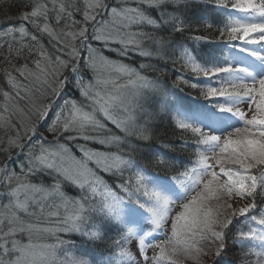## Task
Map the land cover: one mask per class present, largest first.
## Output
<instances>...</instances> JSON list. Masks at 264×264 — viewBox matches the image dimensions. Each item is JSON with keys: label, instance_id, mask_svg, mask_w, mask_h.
Here are the masks:
<instances>
[{"label": "snow or ice", "instance_id": "6c2138e0", "mask_svg": "<svg viewBox=\"0 0 264 264\" xmlns=\"http://www.w3.org/2000/svg\"><path fill=\"white\" fill-rule=\"evenodd\" d=\"M17 19L0 264H264V0H27ZM157 121L176 142L153 146Z\"/></svg>", "mask_w": 264, "mask_h": 264}, {"label": "trees", "instance_id": "16d2710c", "mask_svg": "<svg viewBox=\"0 0 264 264\" xmlns=\"http://www.w3.org/2000/svg\"><path fill=\"white\" fill-rule=\"evenodd\" d=\"M26 3H27V0H0V29H4L11 24L19 23L17 17L19 15V13L22 10H24V5ZM6 56H7V49L6 48L0 49V88H5V90H7V86L5 83L3 69L4 68H11V65L5 62L4 57H6ZM21 62H23V61H21ZM15 63H16V61L12 60V64H15ZM149 74L153 75V76L160 75L161 79H165V77H163V75H161L159 73H149ZM174 78H175L174 76H169L167 78L166 82L169 86H171L172 80ZM30 86L32 87L31 88L32 89V100H34V102H37V105H39L41 103H45L48 100L47 98L49 97V94L47 95V97L42 95V93L44 91L42 88L35 86V83L30 84ZM37 89H39V90H37ZM188 91H190V90L185 88V93H187ZM72 94L78 95L75 92H72ZM44 100H46V101H44ZM25 102H28V101L26 100ZM154 126L157 130V136L152 141L153 146L158 147L159 142L161 140L176 142V137L179 135V133H176L174 135L172 132V129L167 126L166 121H163V122L157 121ZM2 140H3V131H2V128H0V142H2ZM172 154L178 156L181 159L187 158L186 153L175 152ZM8 155H9V152L5 153V152L0 151V164L10 162V160L8 159L10 156H8ZM11 160H12V157H11ZM9 165H10V163H9ZM224 259L228 260V261H234L235 264H240L239 258L237 256L236 252H234V251L229 252L224 257Z\"/></svg>", "mask_w": 264, "mask_h": 264}, {"label": "rangeland", "instance_id": "374dc122", "mask_svg": "<svg viewBox=\"0 0 264 264\" xmlns=\"http://www.w3.org/2000/svg\"><path fill=\"white\" fill-rule=\"evenodd\" d=\"M49 50L51 51V49H49ZM26 83H29V82H26ZM32 83H34V82H32ZM32 83H29V87H30V88H32V87L30 86V84H32ZM35 86L41 88L39 84H36V83H35ZM43 90H44V89H43ZM66 94H67V93H66ZM51 98H52V97H51V94H50V92H49V97H48L47 99H51ZM25 101H26V100H21V101H20V106L25 108L26 115H24V116H19V115H18V116H13V117H12V122H13L14 125H17V126H18L19 123H20L21 121H25V122H27V109H26L25 106L28 104V102H25ZM33 101H34V100H33ZM44 101H46V100H44ZM35 103L37 104V102H35ZM45 103H47V101H46ZM31 119L34 121V120H35V117L32 116ZM40 130H41V132L44 131L43 128H41ZM2 131H3V140H2V142L6 144L7 138H8L9 136H11V135L14 134V132L16 131V128H9V129H4V128H2ZM20 131L23 132L22 129H20ZM49 138H50V137H49ZM18 152H19V149H13V150H10V151H9V155H8V156L12 157V160H10V162H9V163H10V165H9L10 167L14 166V165L11 163V161H16V160H17V153H18ZM133 247H134V245H133ZM212 259H213L212 257H203V260H204L205 264H211ZM178 262H179V264H192L191 261L184 260L182 257H178Z\"/></svg>", "mask_w": 264, "mask_h": 264}]
</instances>
